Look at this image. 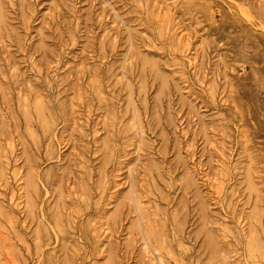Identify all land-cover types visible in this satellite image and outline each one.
<instances>
[{"label": "rangeland", "instance_id": "obj_1", "mask_svg": "<svg viewBox=\"0 0 264 264\" xmlns=\"http://www.w3.org/2000/svg\"><path fill=\"white\" fill-rule=\"evenodd\" d=\"M147 225L264 264V0H0V264H151Z\"/></svg>", "mask_w": 264, "mask_h": 264}, {"label": "bare ground", "instance_id": "obj_2", "mask_svg": "<svg viewBox=\"0 0 264 264\" xmlns=\"http://www.w3.org/2000/svg\"><path fill=\"white\" fill-rule=\"evenodd\" d=\"M162 1V0H161ZM164 1H166V0H164ZM159 2V1H158ZM164 3V2H163ZM167 6V5H166ZM170 6V5H169ZM172 6V5H171ZM170 6V7H171ZM161 7H163V6H161ZM2 8V7H1ZM166 9H167V7H166ZM169 10V9H168ZM131 27V26H130ZM176 27V26H175ZM177 29H178V26H177ZM175 30V29H174ZM180 30V29H179ZM176 33H177V31H175ZM175 33V34H176ZM180 34V33H179ZM181 36V35H180ZM180 38V37H179ZM130 43V42H129ZM127 52H125V54H126ZM189 59V58H188ZM122 60V59H121ZM142 60L143 61H145V62H147V63H149L152 67H154L155 66V62H154V60H153V58L152 59H150L149 57H147V56H144L143 55V57H142ZM157 67V66H156ZM158 69V68H157ZM120 74V73H119ZM126 74V73H125ZM159 76H161V78H163V76L161 75V73L159 72V73H157ZM165 79V78H164ZM162 81H164L163 79H162ZM168 81V80H167ZM161 82V81H160ZM162 83V82H161ZM165 83H166V81H165ZM164 83V84H165ZM161 86H163V85H161ZM161 91V90H160ZM164 92V91H163ZM36 110L38 111V113H41V109H40V107H39V105H36ZM47 120V119H46ZM46 123H48V122H46ZM188 167V166H187ZM130 170L132 169V166H130V168H129ZM189 169V168H188ZM132 171V170H131ZM249 173V172H248ZM250 174V173H249ZM248 184H249V186L251 187V188H254V185H253V181H252V179H251V177L248 175ZM19 185V184H18ZM21 188V187H20ZM11 189V188H10ZM9 189V190H10ZM18 189V188H17ZM128 191V190H127ZM130 191V190H129ZM128 191V192H129ZM132 194V193H131ZM134 195H135V193H134ZM135 202H136V205H137V209L139 210V214H142V212H141V210H140V208H139V206H138V200H137V198L135 197ZM204 206V205H203ZM21 207V206H20ZM202 207V206H201ZM139 222V221H138ZM144 235H145V242H144V245L146 246V247H151L152 248V250H153V252H154V254H151V253H149V251H147V256L149 257V259H150V263L151 264H165V261H164V259H163V257H162V255L160 254V252H159V248L157 247V246H154L153 244H152V242H151V240L153 239L154 241H157V236H156V234H155V232L153 231V229H152V227L150 226V225H147V227L146 228H144ZM207 239H208V242H209V244L210 245H213L214 246V244H213V239H212V237L210 236V235H208L207 236ZM253 246H256V248L258 249V250H260V247H259V245H255V244H253ZM53 263V261L51 260V259H47L46 260V264H52Z\"/></svg>", "mask_w": 264, "mask_h": 264}]
</instances>
